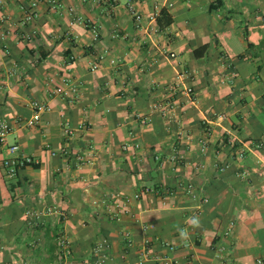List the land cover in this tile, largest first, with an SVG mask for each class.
<instances>
[{"label":"crops","instance_id":"crops-1","mask_svg":"<svg viewBox=\"0 0 264 264\" xmlns=\"http://www.w3.org/2000/svg\"><path fill=\"white\" fill-rule=\"evenodd\" d=\"M34 1L0 0V119L33 158L8 177L0 144V264H96L102 239L103 264L135 263L145 239L143 264H264V149L238 160L223 144L264 140V0H139L154 25H137L127 0ZM35 101L45 110L28 126ZM145 186L173 192L111 196ZM45 205L62 213L27 216Z\"/></svg>","mask_w":264,"mask_h":264},{"label":"built area","instance_id":"built-area-1","mask_svg":"<svg viewBox=\"0 0 264 264\" xmlns=\"http://www.w3.org/2000/svg\"><path fill=\"white\" fill-rule=\"evenodd\" d=\"M106 1L109 2L110 4H117L119 2V0H106ZM138 1L139 0H127L126 1L125 5H126V8L129 14L133 17L137 25H140L144 19H146V21H148L151 25L152 24L154 25L156 21V15L154 13H150L149 15L144 17L143 13L139 11V9L135 5ZM48 2L52 8L61 6L59 0H48ZM35 6H36V1L30 0V10L31 11L33 10ZM28 16L29 15L25 16L24 21L28 20ZM74 21L79 22V23L83 22L82 18L79 16H77L74 19ZM91 28L93 31H95V27L93 25L91 26ZM103 58H104V54H99L96 58L98 62L92 63V66H91L92 69H96L98 67L99 61L102 60ZM110 62L114 63V60L111 59ZM63 82L66 83V80H63ZM72 91L74 90L72 89ZM183 92L186 94H190L192 92V88L185 87L183 89ZM31 105L35 111L33 112L32 116H30L25 121V124L28 126L33 125L39 119L40 113L45 110V105H43L42 103L35 101V102H32ZM136 118L141 119V120L143 119L140 114H136ZM78 127L82 128L83 125H79ZM10 131H11L10 124L4 119H0V144H5L9 152V156L3 160V167L8 177H14L20 168L33 164V158L30 157L29 155L18 154L20 149L17 144H10V145L7 144V136L10 133ZM65 132L71 133V128L68 125L65 126ZM223 144L228 147H231L233 145L232 138L229 135H225L223 139ZM131 146L134 149H138L140 145L138 143H134V144L124 143L122 145V149L126 150ZM45 147L48 149L50 148L49 144H46ZM206 148H207V140L205 138L200 139L199 140V150L203 153L205 152ZM261 149H264V140L250 141L248 143L241 142L240 145H237L235 150H233L232 155L234 159L242 160L243 158H245L248 151L261 150ZM49 151L52 156L57 154V151H54L52 149H49ZM59 152L63 155H68L69 153L68 149L64 147H62ZM178 158L179 156L174 154L171 156L170 159L172 162H176ZM214 167L219 171L223 170V167L217 164H214ZM179 186H181L187 194L194 195L191 183H187L186 185H184L183 183H179ZM165 191L168 195L172 194L173 192L169 188H166ZM157 193L158 191L156 189L149 187V186H145L140 191L134 193L131 196L123 195L120 193H112L111 196L113 199L115 198L120 199L123 203L128 204V203H131L132 200L139 199L144 194H157ZM61 213L62 212L60 211L59 208H57L56 206H51V205H45L40 210H26L27 216L34 218L35 221L40 220V218L45 215H53V214H61ZM117 215L118 213L114 212L113 216H117ZM230 226H232V223H230ZM142 227L143 229H148L151 227V225L143 223ZM229 233H230V227H228L224 231L225 235H228ZM123 237H124L125 244L127 246L130 245L131 244L130 234L128 232H125ZM148 243H149V240L145 239V246L140 251L137 261L135 263H128V264H143L144 261L149 258L148 248H147ZM55 245L57 247L56 256L58 260H63L64 257L69 256L71 254L70 241L65 236L63 231H58L56 233ZM169 247L172 248V246H169ZM108 249H109V244L106 239H102L101 241L97 242L94 245L92 249V253L96 256V264L104 263L107 257L105 252ZM156 260L159 261V264H171V261L165 256L157 257ZM257 263L263 264V261L259 259L257 260Z\"/></svg>","mask_w":264,"mask_h":264},{"label":"trees","instance_id":"trees-1","mask_svg":"<svg viewBox=\"0 0 264 264\" xmlns=\"http://www.w3.org/2000/svg\"><path fill=\"white\" fill-rule=\"evenodd\" d=\"M162 12V11H161ZM237 143H235V142H233V145L230 147L231 148V150H232V152H233V150H235V148L237 147ZM154 189H156L157 191H158V193L157 194H155V195H158V196H160V197H162V196H166V191H165V189L166 188H159L158 186L157 187H155Z\"/></svg>","mask_w":264,"mask_h":264}]
</instances>
